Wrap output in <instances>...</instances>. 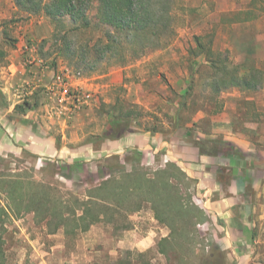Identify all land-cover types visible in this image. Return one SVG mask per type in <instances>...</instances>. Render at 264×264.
<instances>
[{
  "label": "rangeland",
  "instance_id": "rangeland-1",
  "mask_svg": "<svg viewBox=\"0 0 264 264\" xmlns=\"http://www.w3.org/2000/svg\"><path fill=\"white\" fill-rule=\"evenodd\" d=\"M98 4L99 0H89L86 17L76 22L68 17L55 21L40 15L29 17L18 11L10 20L1 21L0 49L7 52V63L0 66V71H10L9 50L24 42L27 47L22 46L21 50L28 53H22L21 71L34 68L54 71L66 83L79 79L91 85L87 90L78 86L70 88L87 91L89 97H82L89 100L87 107L90 106L86 107L88 113L83 112L73 122L78 128L65 129L72 135L70 138L84 136L83 140L87 141L92 135L102 134L108 126L111 107L123 104V109L133 111L137 117L136 125L141 129L156 127V134L173 141L186 158L182 163L174 162L163 157V152L156 154L149 149L131 154L128 162L122 163L125 169L137 168L139 161L145 169L163 167L167 162L178 163L189 178L188 193L192 201L207 214L208 200L218 198L219 193L225 194L227 189L224 187L208 199L197 193L194 175L201 165L193 160L192 148H196L188 139L197 136L210 145L216 141V145L212 144L215 149L229 150L228 160L249 163L246 165L249 168L254 167L253 162H259L258 150H264V0H178L177 6L185 10L182 13L185 24L178 26L167 46L151 51L143 50L142 44L131 43L123 34H113L117 43L111 44V50L105 49V36L110 29L97 24ZM239 11L243 14L235 21L234 15ZM246 12L250 20L243 21ZM30 26H37V31L30 34L27 30ZM195 37H201L204 49L210 51L208 55L196 50ZM207 56L212 63L216 62L214 68L207 62ZM223 65L227 69L235 68L240 75L255 70L259 73L257 78L262 79L261 87L256 91L228 88L213 97L210 83L221 77ZM111 79L113 82H109ZM191 81L192 89L181 113L182 126L174 129V103ZM48 87L42 88V95ZM216 101L223 106L214 114ZM232 136L242 140H238L241 146L224 140ZM221 141L231 145L220 144ZM228 160L221 156L207 157L205 163L221 165ZM7 161L5 165L11 173L26 172L36 181L77 195L108 176L107 170L99 169L105 165L101 159L78 166L57 164L60 175L56 174L55 165L47 166L44 161L43 165L30 158L23 162ZM114 166L109 164V170ZM227 180L224 173L222 182ZM252 186V182H246L245 201L249 203L246 211L253 215L259 205L257 190ZM4 203L5 196L0 194V204ZM222 226L219 219L208 217L194 228L199 242L193 245L183 237L176 245H168L166 254H162L158 242L168 237L169 229L157 223L147 204L139 212L115 214L112 223L97 224L75 236H67L62 230L50 234L44 223L37 224L29 213L20 218L11 216L6 221L2 248L5 264H234L228 249H220ZM141 241L144 244L135 246ZM253 246L257 252V245ZM240 248L246 253L245 247Z\"/></svg>",
  "mask_w": 264,
  "mask_h": 264
},
{
  "label": "trees",
  "instance_id": "trees-1",
  "mask_svg": "<svg viewBox=\"0 0 264 264\" xmlns=\"http://www.w3.org/2000/svg\"><path fill=\"white\" fill-rule=\"evenodd\" d=\"M177 3L178 0H99L96 8L97 24L110 29L106 32L107 43L104 48L111 50V44L117 43L113 34H123L131 43L142 44L143 50L151 51L167 46L175 37L178 26L185 24L182 15L185 10L178 7ZM13 4L22 14L29 17L45 16L52 21L68 17L72 22H76L85 18L89 9V0H13ZM242 14V11L237 12L234 15L235 21L239 20L237 18ZM246 14L249 13H245L243 21L250 20ZM194 41L200 54H209V49L205 50L201 43V37H195ZM207 58V62H211L210 67L214 68L216 62L212 63L210 58ZM6 63L7 52L0 49V66L4 67ZM220 71H224L221 77L213 79L210 83V93L213 97L228 88L256 91L261 87L262 79L257 78L259 73L255 70L240 75L235 68L227 69L223 65ZM192 82L177 95L174 103V129L182 126L181 113L186 108ZM216 102L214 114L219 113L223 106L221 102ZM3 103L0 94V105ZM122 105L114 104L111 107L108 127L102 134L92 135L86 144H91L97 150L104 141L117 140L136 126L151 135L158 132L156 127L141 129L135 123L137 117L133 116V111L123 109ZM31 107L29 102L24 101L21 105H16L15 110L24 112ZM164 141L169 142L168 139ZM188 141L198 150L200 156H221L228 160L229 150L215 149L212 144L216 145V141L210 145L207 140L197 136ZM220 144L231 145L227 141H221ZM134 152L139 153L138 150L131 149L122 154L101 158L105 165L99 169L107 170L108 176L97 184H91L82 195L67 190L63 192L53 184L36 181L26 172L0 171V194L5 196V203L0 204V264H5L2 235L6 231V221L11 216L20 218L29 213L33 214L37 224L44 223L48 233L54 234L62 230L67 236H75L87 232L97 224L112 223L115 214L130 215L139 212L143 205L147 204L157 223L169 229L168 237L161 238L158 242L160 253L166 254L167 246L176 245L183 237L193 245L199 242L194 228L204 223L208 215L192 201L188 193L189 178L183 168L174 162H167L163 167L145 169L139 161L137 168L126 170L122 163L128 162ZM3 162L0 158V164ZM111 163L115 166L109 170L108 165ZM54 165L56 174L60 175L61 170L57 163H49L47 166ZM226 169L222 167L217 172V180L220 183L224 179V173H227V176L230 174ZM191 227L193 230L189 229Z\"/></svg>",
  "mask_w": 264,
  "mask_h": 264
},
{
  "label": "crops",
  "instance_id": "crops-1",
  "mask_svg": "<svg viewBox=\"0 0 264 264\" xmlns=\"http://www.w3.org/2000/svg\"><path fill=\"white\" fill-rule=\"evenodd\" d=\"M16 11L13 0H0V22L10 20ZM37 29V26L27 27L30 34ZM23 43L9 50V58L12 60L8 68L10 71H0V94L4 102L0 105V158L4 160L0 168L3 167V171L9 170L5 165L9 163L7 159L23 162L25 158H30L37 160L39 164L44 161L47 165L57 163L78 166L88 160L122 154L131 149L143 153L149 149L156 154L163 152V157L179 163L186 159L182 154L183 151L178 150L173 141L166 142L158 134L151 135L137 128H132L117 140L104 141L97 150L91 144H86L83 140L84 136L80 139L70 138L72 135L65 129L78 128L73 123L77 116L89 112L87 110L90 108L87 107L89 100L84 98L89 97L85 94L87 93L85 90L91 88V85L79 79L69 83L72 88L78 86L85 89L84 92L79 89L78 100L71 101L70 98L64 97L58 90L59 86H55L52 93L46 92L42 95V88L48 87L51 83L56 84L58 75L54 71H38L36 68L33 71L32 69L21 71L20 60L24 56L22 53H28L21 50L22 46L27 47ZM29 56L33 58L31 54ZM13 68L19 71H11ZM24 101L29 102L32 107L25 109L24 112L16 111L15 106L21 105ZM81 140L84 142L74 143ZM224 140L236 145L239 141L242 142L234 136ZM192 151L193 160L201 165L194 175L197 180V193L201 192L208 199L210 195L222 191L224 187L227 189L225 194L219 193L218 198L209 199L207 202L209 219H219L223 225L222 237L219 239L220 249H228L234 264H264V150H258L259 162H253V168L246 167L249 163H239L236 159L228 160L227 164L221 165L205 163L207 157L200 156L197 149L192 148ZM221 166L227 168L226 171L230 174L227 181L220 183L217 180V172ZM246 182H252V187L257 190L256 200L259 210L257 209L253 215L246 211L249 204L245 201ZM92 232L89 231L91 234ZM140 244L144 243L141 241L135 246ZM254 244L257 245V252ZM249 246L253 248L247 250L246 247ZM240 247H245L246 253L242 252Z\"/></svg>",
  "mask_w": 264,
  "mask_h": 264
},
{
  "label": "built area",
  "instance_id": "built-area-1",
  "mask_svg": "<svg viewBox=\"0 0 264 264\" xmlns=\"http://www.w3.org/2000/svg\"><path fill=\"white\" fill-rule=\"evenodd\" d=\"M57 83L53 84L51 86H49L47 88V93H52L54 91L55 86H59L58 90L61 91L62 95L64 97H68L71 99V101L73 100H78L79 98V93L78 90H71V85L68 83H66V81H64V79L61 78V76H58L56 78ZM78 93V94H77Z\"/></svg>",
  "mask_w": 264,
  "mask_h": 264
}]
</instances>
